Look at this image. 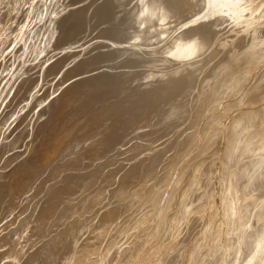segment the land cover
Segmentation results:
<instances>
[{"label": "bare ground", "instance_id": "1", "mask_svg": "<svg viewBox=\"0 0 264 264\" xmlns=\"http://www.w3.org/2000/svg\"><path fill=\"white\" fill-rule=\"evenodd\" d=\"M0 264H264V0H0Z\"/></svg>", "mask_w": 264, "mask_h": 264}]
</instances>
